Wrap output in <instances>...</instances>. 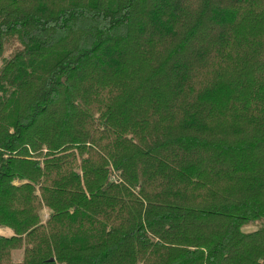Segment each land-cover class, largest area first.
I'll return each mask as SVG.
<instances>
[{"label":"trees","instance_id":"1","mask_svg":"<svg viewBox=\"0 0 264 264\" xmlns=\"http://www.w3.org/2000/svg\"><path fill=\"white\" fill-rule=\"evenodd\" d=\"M1 59L0 264H264V0H0Z\"/></svg>","mask_w":264,"mask_h":264},{"label":"rangeland","instance_id":"2","mask_svg":"<svg viewBox=\"0 0 264 264\" xmlns=\"http://www.w3.org/2000/svg\"><path fill=\"white\" fill-rule=\"evenodd\" d=\"M16 46V43H8L7 47H6V52L3 56V59L4 58H7L9 56V54L11 53V51L14 49V47ZM3 61L2 59L0 60V67L2 65ZM261 226V222H257V223H250V224H246L243 226L242 230L243 231H246V232H249V231H253V230H256L258 229L259 227ZM4 232V231H3ZM23 253H24V249H19V250H16L14 253H13V257L15 260H20L23 256Z\"/></svg>","mask_w":264,"mask_h":264},{"label":"crops","instance_id":"3","mask_svg":"<svg viewBox=\"0 0 264 264\" xmlns=\"http://www.w3.org/2000/svg\"><path fill=\"white\" fill-rule=\"evenodd\" d=\"M49 215H50V210L44 209L41 213V217L43 221H46ZM0 234L5 235V236H11L13 235V231L9 228H0Z\"/></svg>","mask_w":264,"mask_h":264}]
</instances>
